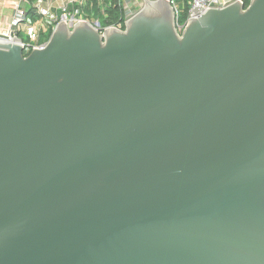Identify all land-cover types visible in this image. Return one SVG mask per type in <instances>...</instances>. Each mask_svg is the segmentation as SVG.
<instances>
[{
    "label": "water",
    "instance_id": "95a60500",
    "mask_svg": "<svg viewBox=\"0 0 264 264\" xmlns=\"http://www.w3.org/2000/svg\"><path fill=\"white\" fill-rule=\"evenodd\" d=\"M0 39V264H264V0Z\"/></svg>",
    "mask_w": 264,
    "mask_h": 264
},
{
    "label": "built area",
    "instance_id": "2783aa9c",
    "mask_svg": "<svg viewBox=\"0 0 264 264\" xmlns=\"http://www.w3.org/2000/svg\"><path fill=\"white\" fill-rule=\"evenodd\" d=\"M145 0H95L100 8L99 13L107 18L108 13L105 11L111 7H117L118 16L112 22L102 24L99 19L91 20V16L87 15L85 7L92 8L93 2L88 0H59L56 5V13H53L52 6L46 0L43 3H32L31 0H0V6L8 7L10 11L0 14V39L12 41L14 37H20L19 33L24 31L30 36V42H25L22 38L21 45L24 52L28 53L34 47H43L47 39H41L39 36L50 28L49 33L54 29L58 22L64 21L69 28L81 21H89L100 33L107 28L123 29L125 21L134 16L143 6ZM155 1V0H148ZM236 0H189V8L185 14V18L181 21V12L178 9L176 0H168L175 13V23L177 31L180 33L188 20L194 15L191 10L195 6L205 11L209 8H223ZM241 3L246 0H239ZM33 4L34 14L37 19L33 24H29L30 15L27 7Z\"/></svg>",
    "mask_w": 264,
    "mask_h": 264
},
{
    "label": "rangeland",
    "instance_id": "374dc122",
    "mask_svg": "<svg viewBox=\"0 0 264 264\" xmlns=\"http://www.w3.org/2000/svg\"><path fill=\"white\" fill-rule=\"evenodd\" d=\"M178 3V9L181 12V21L184 20L185 14L187 12V9L189 8V0H176ZM249 1V0H248ZM87 15H90L91 17L89 19L91 20H96L99 19L101 20L102 17L105 18L102 14L98 13V11L93 7L89 8L88 6L85 7ZM51 33L47 32L41 35V39H47L49 38ZM20 38H22L25 42H30V36L27 32H20L19 33Z\"/></svg>",
    "mask_w": 264,
    "mask_h": 264
},
{
    "label": "crops",
    "instance_id": "0c3cea01",
    "mask_svg": "<svg viewBox=\"0 0 264 264\" xmlns=\"http://www.w3.org/2000/svg\"><path fill=\"white\" fill-rule=\"evenodd\" d=\"M46 0H31L32 3H43ZM50 5L53 7L52 11H54L53 13H56L58 11H56V5L58 4L59 0H48ZM33 4H31L30 6L27 7L28 10V14L30 15V20H29V24H33L34 21L37 19V17H35V12H34V8L32 7ZM10 11V9H8V7H2L0 6V14L3 12H7ZM50 28L46 30L45 33L49 32ZM44 34V33H43ZM42 35V34H41ZM41 35L39 36L41 38Z\"/></svg>",
    "mask_w": 264,
    "mask_h": 264
},
{
    "label": "trees",
    "instance_id": "16d2710c",
    "mask_svg": "<svg viewBox=\"0 0 264 264\" xmlns=\"http://www.w3.org/2000/svg\"><path fill=\"white\" fill-rule=\"evenodd\" d=\"M89 2H93V4H92V6L98 11V13H99V7L97 6V4L95 3V0H88ZM184 2H185V0H184ZM248 3V0H246V2H245V4L244 5H246ZM92 7V8H93ZM107 13H108V15H107V18H103L102 17V19L100 20V22L102 23V24H107V23H110V22H112L114 19H116L117 18V16H118V9H117V7H111V9H109V10H105Z\"/></svg>",
    "mask_w": 264,
    "mask_h": 264
}]
</instances>
